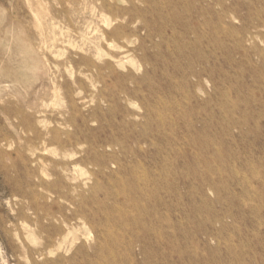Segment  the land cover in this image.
I'll return each mask as SVG.
<instances>
[{
    "label": "rangeland",
    "instance_id": "374dc122",
    "mask_svg": "<svg viewBox=\"0 0 264 264\" xmlns=\"http://www.w3.org/2000/svg\"><path fill=\"white\" fill-rule=\"evenodd\" d=\"M0 264H264V0H0Z\"/></svg>",
    "mask_w": 264,
    "mask_h": 264
},
{
    "label": "bare ground",
    "instance_id": "6f19581e",
    "mask_svg": "<svg viewBox=\"0 0 264 264\" xmlns=\"http://www.w3.org/2000/svg\"><path fill=\"white\" fill-rule=\"evenodd\" d=\"M123 40H125V38H124ZM125 41H126V40H125ZM106 42H107V41H106ZM106 42H105V43H106ZM112 42H113V40H112ZM112 42L110 41V43H112ZM129 42H130V41H129ZM113 43H114V42H113ZM126 43H127V42H126ZM131 44H132V43H131ZM128 45H129V44H128ZM107 46H108V44H107ZM117 46H118V45H117ZM117 46H116V47H117ZM119 46H121V45H119ZM119 46H118V47H119ZM114 47H115V46H114ZM108 48H109V47H108ZM121 48H123V47H121ZM117 49H118V48H117ZM103 50H104V49H103ZM121 51H122V50H121ZM104 52H106V51L104 50ZM116 53H117V52H116ZM122 53H123V52H122ZM127 54H128V53H127ZM130 54H131V53H130ZM120 55H121V54H120ZM124 56H126V53H125V55H123L122 57H124ZM126 57L129 58V56H126ZM130 57H131V56H130ZM109 58H111V57H109ZM133 58H134V57H133ZM117 59H119V57H118ZM125 59H127V58H125ZM113 60H114V57H113ZM119 60H120V59H119ZM119 60L116 61V62H120ZM121 60L123 61L122 58H121ZM122 61H121V63H122ZM114 62H115V60H114ZM73 63H74V62H73ZM70 64H71V63H70ZM72 65H73V64H72ZM72 65H71V66H72ZM73 67H74V65H73ZM83 67H84V66H83ZM86 67H87V66H86ZM86 67H84V69H85ZM88 69H89V68H88ZM79 70H80V69H79ZM95 71H98V70L95 69ZM80 72H81V71H80ZM80 72H79V73H80ZM82 73H83V72H82ZM83 74H84V73H83ZM50 239H51V238H50ZM65 239H66V237H65ZM44 250H45V249H44ZM50 250H51V249H50ZM34 253H35V252H34ZM39 253H41V252H39ZM44 253H45V252H44ZM39 255H40V254H39Z\"/></svg>",
    "mask_w": 264,
    "mask_h": 264
}]
</instances>
